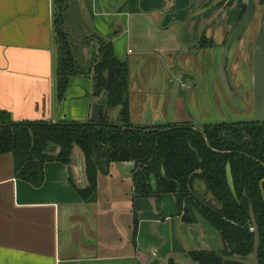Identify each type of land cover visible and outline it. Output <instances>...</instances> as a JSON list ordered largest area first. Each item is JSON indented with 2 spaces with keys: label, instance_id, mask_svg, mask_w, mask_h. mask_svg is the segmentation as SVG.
Wrapping results in <instances>:
<instances>
[{
  "label": "crops",
  "instance_id": "crops-1",
  "mask_svg": "<svg viewBox=\"0 0 264 264\" xmlns=\"http://www.w3.org/2000/svg\"><path fill=\"white\" fill-rule=\"evenodd\" d=\"M57 1L65 5L62 30L78 70L61 97L54 74ZM246 1L0 0V111L16 122L86 123L104 116L118 124L119 108L95 109L107 99L106 89L94 95L92 68L100 43H109L129 71L126 98L133 127L181 124L191 110L206 119L202 105L208 104L210 87L218 99L219 87L216 78V85L206 84L203 73L218 64ZM253 1L261 17L264 0ZM203 36L215 47L200 49ZM240 41L229 54L244 48ZM175 65L197 76L199 87L189 91L186 102L180 90L169 115L180 79ZM113 72L107 70L106 82ZM216 102L210 99L209 105ZM133 170V163L123 162L99 171L96 199L86 202L78 193L87 181L76 148L67 165L45 164L38 188L15 177L10 153L0 155V264H189L188 254L218 244L216 234L198 221L182 220L173 195L136 196Z\"/></svg>",
  "mask_w": 264,
  "mask_h": 264
},
{
  "label": "trees",
  "instance_id": "trees-1",
  "mask_svg": "<svg viewBox=\"0 0 264 264\" xmlns=\"http://www.w3.org/2000/svg\"><path fill=\"white\" fill-rule=\"evenodd\" d=\"M64 10L65 5L57 1L53 26L58 97L78 73L72 42L62 30ZM100 44L92 68L94 95L105 91V73L113 69L105 94L108 107L119 108L118 124L16 122L8 112L0 111V155H12L15 177L38 188L44 181L45 164L59 161L67 165L76 148L83 156L87 181L78 193L84 201L93 202L97 173L106 172L111 163L132 162L136 196L174 194L179 207L185 204L186 214L196 209L221 236L223 250L192 252L193 264H238L223 262L222 257L251 259L250 209L260 237L258 261L264 264V183L260 189L264 181V121L205 124L199 132L190 127H133L126 98L128 68L115 59L109 43ZM56 149L58 154L52 156ZM196 182L203 184L217 207L193 201ZM184 220L193 223L195 218L185 216Z\"/></svg>",
  "mask_w": 264,
  "mask_h": 264
},
{
  "label": "water",
  "instance_id": "water-1",
  "mask_svg": "<svg viewBox=\"0 0 264 264\" xmlns=\"http://www.w3.org/2000/svg\"><path fill=\"white\" fill-rule=\"evenodd\" d=\"M203 0H196L195 3H201ZM254 13H255V3L253 0H248V4H247V8L246 11L238 25V27H236L231 35L227 38L225 44H224V52L225 55H227L228 49L232 46L237 44V42H239L244 34V32L247 30V28L249 27V24L252 20V18L254 17ZM201 41V39H200ZM199 41V43H200ZM253 59H254V64H253V71H252V83H253V96H254V104H253V111H254V118H252V121H264L263 119V113H264V33H263V29H261L258 33V37L255 43V47H254V54H253ZM226 56L224 58V62L222 63V69H221V74H220V78L222 81H224L225 79V73H224V68L226 65ZM193 63V61H192ZM176 69L178 70V77H186L188 76V73H184L179 66H176ZM194 79H197L196 77L193 76ZM112 76L107 78V82H106V87L105 89H108V86L111 82ZM180 80V79H179ZM177 80L175 82V86L174 89L172 91V95H171V100L169 103V115L172 114L173 111V107H174V102L176 99V94H177V90L180 84V81ZM198 90V88H197ZM223 91L225 92V94H227L228 96L232 97L233 93L231 92L230 88L228 87L227 83L223 84ZM232 100V99H231ZM107 100L104 102V104L100 107V105H98L95 109L97 112H99V110L104 113L105 109L107 108ZM94 109V110H95ZM99 109V110H98ZM93 110V112H94ZM106 119L103 116L102 118H90V122H95V123H103L105 122ZM57 123V122H55ZM168 122H165V124ZM262 183L260 184V189L262 190ZM229 185H231V181L229 179ZM264 201V198H263ZM211 205L210 206H215L216 201L215 200H211L209 202ZM195 215L197 217V221L199 224H202L201 226L205 229H207L208 231L212 232L215 236H217V241L218 244L216 245H212L213 248H210L208 250H205L204 252H220L223 250V244L220 238V235L218 234V232L212 228L197 212H195ZM249 216H250V220H251V224H252V230H253V252H252V257L251 259H247V260H243V259H239V258H235V257H222V261L223 262H234V263H238V264H259L258 261V249H259V245H260V237H259V231H258V227L255 223V218L252 212V209L249 210Z\"/></svg>",
  "mask_w": 264,
  "mask_h": 264
},
{
  "label": "rangeland",
  "instance_id": "rangeland-1",
  "mask_svg": "<svg viewBox=\"0 0 264 264\" xmlns=\"http://www.w3.org/2000/svg\"><path fill=\"white\" fill-rule=\"evenodd\" d=\"M261 26L258 23H255L254 18L252 22L250 23L249 27L245 31L242 38L245 40L244 48H240L238 52H240L237 56V58H240L241 54L244 56L242 57V61L236 60V64L241 65L240 69L238 71V84L236 85V81L234 83H231L233 87L230 88L234 94L232 97L225 94L222 87L217 89L219 91L218 99L216 98L217 102L212 105V107L209 105L210 99L212 98L213 89L209 88V94L210 99L208 98V104L202 105L203 109L207 108V111L205 113H202L203 117L206 119H201L200 116L197 115L198 111L191 110L188 118H186V122H182L181 125L186 124L188 126L193 127H200V125L205 124H214V123H220V122H247L252 121V118H254V111H253V104H254V96H253V86L252 85H246L249 79H251L250 72L252 71V59H253V53H254V47L255 43L258 37L259 29ZM241 38V40H242ZM239 41L238 43H240ZM248 42V43H246ZM213 46L212 43L206 41L199 43V47H202L201 49L204 51V48H211ZM114 73V72H113ZM212 75V76H211ZM113 76V74H112ZM210 81L215 79L213 77V74H210ZM182 80H186L184 78H181ZM217 79V78H216ZM238 86V87H237ZM215 89V88H214ZM197 91V90H195ZM136 92V91H135ZM139 90L136 92V95H138ZM184 96H186L187 100V94L189 93V89L182 92ZM232 99V100H231ZM212 100V99H211ZM214 100V99H213ZM136 103H139V100L136 101ZM201 106H198V110ZM189 112V109H188ZM199 116V117H197ZM263 119H264V113H263ZM203 120V121H202ZM205 120V121H204ZM220 120V121H219ZM168 124H171L168 122ZM176 124V123H173ZM179 125V124H176Z\"/></svg>",
  "mask_w": 264,
  "mask_h": 264
},
{
  "label": "flooded vegetation",
  "instance_id": "flooded-vegetation-1",
  "mask_svg": "<svg viewBox=\"0 0 264 264\" xmlns=\"http://www.w3.org/2000/svg\"><path fill=\"white\" fill-rule=\"evenodd\" d=\"M247 4H248V0L246 1V4H242L241 6H240V11H239V15H238V18H237V22H236V26H235V28L236 27H238V25H239V23H240V21H241V19H242V17H243V15H244V13H245V11H246V8H247ZM264 9V8H263ZM257 15L259 16V10H256L255 11V13H254V19L257 17ZM253 18H252V20H253ZM259 18H260V20H258V24L261 26V28L259 29V31L261 30V29H263V33H264V12H263V14L261 15V17L259 16ZM252 20H251V22H252ZM250 22V23H251ZM250 25V24H249ZM245 33V32H244ZM244 35V34H243ZM206 41H208V42H210V43H212L213 44V46L210 48V49H212V48H214L215 47V42L213 41V40H211V39H206L204 36L201 38V42L203 43V42H206ZM238 43V42H237ZM223 44H224V42H223ZM232 46H234V45H232ZM231 46V47H232ZM231 47L228 49V52H227V55H225V52H224V48H223V53H222V56H221V58L218 60V64L216 65V66H214V65H212L211 64V66L208 68V69H206L205 71H204V76H203V78H204V80H206V84H210V86H214V85H216V82L215 81H210V77L212 76H210V74H213V77L214 78H217V86L219 87V88H221L222 87V89H223V84H224V81H225V83H227V85H228V87L229 88H235V87H233V85L231 84V83H234L235 81V83H236V85L238 84V71L239 70H242V69H240V67H242L241 65H239V64H236V60H241L242 61V57L244 56V54L242 55L241 54V56H240V58H237V56H238V54L240 53V52H236V54L234 55V53H232V54H229V52H230V49H231ZM202 47H200V49H201ZM204 49H209V48H204ZM254 54V53H253ZM225 56H226V60H227V62H226V65H224L225 66V68H224V73H225V80L224 81H222L221 80V78H220V72H221V69L223 68L222 67V63L224 62V58H225ZM239 57V56H238ZM245 57V56H244ZM204 60H205V58H204ZM253 64H254V59H252V67H253ZM252 71H253V69H252ZM251 71V72H252ZM251 72H250V74H251ZM178 74V73H177ZM178 76V75H177ZM193 76H194V74H192V72H190V74L188 73V76H186V77H181V78H184V79H186V80H189V81H185V80H182L181 78H180V84H179V87H178V90H177V94H176V96H178L179 95V93H180V90H182L183 89V91H185L186 92V90H188L189 89V91H193V90H197V88L199 87V80L198 79H194L193 78ZM196 78H197V76H195ZM251 77H252V74H251ZM248 84H246V85H252L253 86V83H252V78L251 79H249V81L247 82ZM174 86H175V84H174ZM174 86H173V88H174ZM238 87V86H237ZM231 90V89H230ZM232 92V91H231ZM233 94H234V92H232ZM177 98V97H176ZM183 100H185V102H186V96H183ZM211 99H214V100H216V97H212ZM175 101H176V99H175ZM174 105H175V102H174ZM174 108V107H173ZM252 122H255V121H252ZM256 122H258V121H256ZM259 122H261V121H259ZM219 123V122H218ZM160 126H174V127H190L192 130H194V131H197L198 130V132L199 131H201V125H200V127H193V126H188V125H186V124H183V125H181V124H179V125H176V124H173V123H171V124H168V123H164V124H161V125H156V126H144V127H136V128H151V129H154V128H156V127H160ZM132 163V162H131ZM134 164V163H133ZM134 171V170H133ZM132 174H133V172H132ZM131 180H132V177H131ZM263 183H264V181H262ZM132 185H133V182H132ZM194 190L196 191V193H195V195H194V197H191V198H196V200L194 199L193 201H198L199 203H206V204H208V205H211L209 202L212 200V198L209 196V195H207L206 193H205V191H204V186H203V184H201V183H199V182H196L195 184H194ZM171 195H173L174 196V198H175V201H176V196L174 195V194H171ZM263 195V194H262ZM176 205H177V209H178V212H179V215L182 217V220L184 221V222H186L185 220H184V217L185 216H187V217H194L195 218V221L193 222V223H196L197 222V217H196V215H195V212H197L198 214H199V212L196 210V209H192V214L190 213V214H186L185 213V204H182L181 205V207H179L178 206V204H177V201H176ZM213 207H217V205L215 204V206H213ZM200 215V214H199ZM201 216V215H200ZM202 217V216H201ZM203 218V217H202ZM187 223V222H186ZM193 223H188V224H193ZM252 230V229H251ZM253 231V230H252ZM219 234V233H218ZM220 238H221V236H220ZM221 241H222V239H221ZM223 244V243H222ZM188 262H189V264H193L192 263V261L190 260V257H189V254H188Z\"/></svg>",
  "mask_w": 264,
  "mask_h": 264
}]
</instances>
